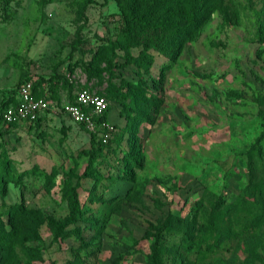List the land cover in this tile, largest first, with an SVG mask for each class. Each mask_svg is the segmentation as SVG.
<instances>
[{
    "label": "rangeland",
    "instance_id": "374dc122",
    "mask_svg": "<svg viewBox=\"0 0 264 264\" xmlns=\"http://www.w3.org/2000/svg\"><path fill=\"white\" fill-rule=\"evenodd\" d=\"M213 2L169 57L127 46L117 0H0V113L26 79L53 110L83 88L110 101L91 177L85 126L0 117V227L41 255L13 264H264V0Z\"/></svg>",
    "mask_w": 264,
    "mask_h": 264
},
{
    "label": "trees",
    "instance_id": "16d2710c",
    "mask_svg": "<svg viewBox=\"0 0 264 264\" xmlns=\"http://www.w3.org/2000/svg\"><path fill=\"white\" fill-rule=\"evenodd\" d=\"M154 2H157L155 0ZM123 24L124 32L126 35L125 42L127 46H137L143 45L145 49L154 48L161 54L169 57H174L179 51L182 44L185 42L190 32H192L195 26L200 22L201 18L207 13L210 6L214 4L213 0H203L198 1V3L187 4V2L176 1L172 7L162 8L158 4H155L156 10L150 16H139L136 12L131 11L122 0H117ZM69 67V66H68ZM68 69V68H67ZM65 74V73H64ZM27 80V79H26ZM35 83V92L37 93L38 85ZM129 85V83H126ZM8 104L2 109L9 105ZM149 106H154V101L149 103ZM0 113V117L2 115ZM108 113V112H107ZM107 113L103 115L101 119L98 120V129L96 132H90L91 138V148L85 151V154L89 156V164L83 174L84 177L93 176L94 172L92 170V163L98 156V146L102 145L103 138L98 137L97 132L103 131L107 132L106 128L102 127L101 122H107ZM17 124H13L10 127H14ZM38 125V122H37ZM84 126V125H83ZM1 146V145H0ZM97 175H100L97 173ZM67 190L70 193V197L75 202H78V192L77 188L69 186ZM13 210V209H12ZM17 210L12 211V213H17ZM39 212L33 211L32 216L36 219L39 217ZM217 216L216 218H219ZM224 218H221V221ZM230 220L237 222V217H232ZM94 219H91L93 222ZM73 219H67L63 221L60 228H66L67 226L73 224ZM40 223V222H39ZM10 224L14 225L13 219L11 218ZM242 230H249V226ZM65 231V230H64ZM217 243L220 237H217ZM28 239L25 235L16 234L15 230H8L2 223L0 227V264H13L17 262L20 258L19 253H17V247L21 246L23 254L30 257L31 261L40 259V253L30 247H24V242ZM183 248H187L189 245H183ZM157 254V252H156ZM158 255V254H157ZM155 261H159L156 256L152 257ZM173 264H184V258L181 251L178 253L175 251L173 255Z\"/></svg>",
    "mask_w": 264,
    "mask_h": 264
},
{
    "label": "built area",
    "instance_id": "2783aa9c",
    "mask_svg": "<svg viewBox=\"0 0 264 264\" xmlns=\"http://www.w3.org/2000/svg\"><path fill=\"white\" fill-rule=\"evenodd\" d=\"M13 99L16 101H9L10 104L1 115L2 122L8 127L22 123L34 126L41 114L50 109L47 95L38 96L35 92L33 79L24 80L16 89ZM109 107L110 101L107 97L83 88L78 91L73 102L58 111L67 114L74 123L84 125L92 132H96L98 120L108 112ZM101 125L108 130V122L103 121Z\"/></svg>",
    "mask_w": 264,
    "mask_h": 264
},
{
    "label": "crops",
    "instance_id": "0c3cea01",
    "mask_svg": "<svg viewBox=\"0 0 264 264\" xmlns=\"http://www.w3.org/2000/svg\"><path fill=\"white\" fill-rule=\"evenodd\" d=\"M68 67V66H67ZM64 70H66L65 68H64ZM21 84V83H20ZM47 89H50L49 87H47ZM41 90V89H40ZM47 95L48 93L47 92H45L44 94H42V93H40V91H39V88H38V90H37V95L38 96H44V95ZM16 95V93L15 94H13V96H12V98H9V101H16V99L14 100L13 99V97ZM62 115V116H61ZM59 118V119H61L62 121H67V120H70V121H72L70 118H69V116L67 115V114H65V113H63V112H61V111H58V110H53L51 107H50V109L49 110H47V111H45V112H43L42 114H41V116H40V118H39V120H38V125H37V123L33 126V125H28V124H25V123H22V124H18V125H16V126H14V127H16V128H18V127H20V128H24L25 130H30L31 132H37L38 130H41L42 128H44V127H46L47 126V124L49 123L48 121V119H52V118H54V121H55V118ZM61 117V118H60ZM73 122V121H72ZM78 125H80V124H78ZM13 127V128H14Z\"/></svg>",
    "mask_w": 264,
    "mask_h": 264
}]
</instances>
